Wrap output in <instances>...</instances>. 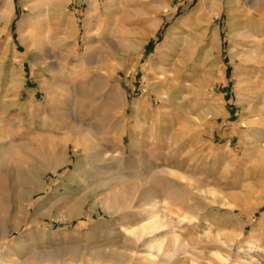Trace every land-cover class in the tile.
I'll list each match as a JSON object with an SVG mask.
<instances>
[{
    "label": "rangeland",
    "instance_id": "rangeland-1",
    "mask_svg": "<svg viewBox=\"0 0 264 264\" xmlns=\"http://www.w3.org/2000/svg\"><path fill=\"white\" fill-rule=\"evenodd\" d=\"M7 2L0 264H264V0Z\"/></svg>",
    "mask_w": 264,
    "mask_h": 264
},
{
    "label": "bare ground",
    "instance_id": "bare-ground-1",
    "mask_svg": "<svg viewBox=\"0 0 264 264\" xmlns=\"http://www.w3.org/2000/svg\"><path fill=\"white\" fill-rule=\"evenodd\" d=\"M9 5L10 3L7 2L1 9H0V18H7L8 17V12L9 10L7 8H9ZM8 6V7H7ZM86 140V138H83ZM83 141V140H82ZM82 146L85 145V143H82L81 144ZM162 221L158 218V217H155L148 225H146V227H140L138 228L137 230H135L136 232L133 234L134 238L139 240L141 239L142 236H144L145 234H150L152 232H154L155 230L161 228L163 226V222L161 223ZM134 231V230H133ZM132 232V231H131ZM160 245L161 243H158L157 245L153 246L154 247V250L156 249L157 252H159V249H160ZM152 246V245H151ZM150 249V248H149ZM157 252H156V255L155 253H150L151 255V259L152 261L155 260L157 258ZM159 254V253H158ZM174 254L173 253H167L165 254L166 257H172Z\"/></svg>",
    "mask_w": 264,
    "mask_h": 264
},
{
    "label": "crops",
    "instance_id": "crops-1",
    "mask_svg": "<svg viewBox=\"0 0 264 264\" xmlns=\"http://www.w3.org/2000/svg\"><path fill=\"white\" fill-rule=\"evenodd\" d=\"M12 2V1H11Z\"/></svg>",
    "mask_w": 264,
    "mask_h": 264
}]
</instances>
